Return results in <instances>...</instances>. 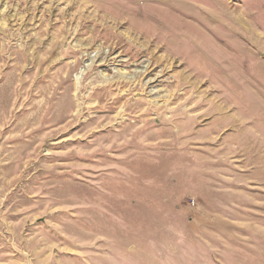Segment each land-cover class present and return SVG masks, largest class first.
<instances>
[{"label":"rangeland","instance_id":"374dc122","mask_svg":"<svg viewBox=\"0 0 264 264\" xmlns=\"http://www.w3.org/2000/svg\"><path fill=\"white\" fill-rule=\"evenodd\" d=\"M0 264H264V0H0Z\"/></svg>","mask_w":264,"mask_h":264},{"label":"bare ground","instance_id":"6f19581e","mask_svg":"<svg viewBox=\"0 0 264 264\" xmlns=\"http://www.w3.org/2000/svg\"><path fill=\"white\" fill-rule=\"evenodd\" d=\"M213 6H215L214 3H213ZM223 14H224V13H223ZM221 15H222V14H221ZM226 16H227V15H226ZM226 16H225V17H226ZM225 17H223L224 20H225ZM228 18H229V17H228ZM228 18H227V19H228ZM230 20H231V18H230ZM227 21H228V20H227ZM227 21H226V22H227ZM234 21H235V20H234ZM239 21H241V19H240ZM233 24H234V22H233ZM230 27H231V26H230ZM237 27H239V26H237ZM239 29H241V28H239ZM166 136H167V135H166Z\"/></svg>","mask_w":264,"mask_h":264}]
</instances>
